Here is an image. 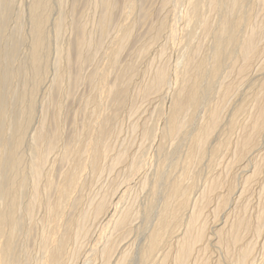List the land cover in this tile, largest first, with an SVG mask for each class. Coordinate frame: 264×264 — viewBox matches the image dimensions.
Segmentation results:
<instances>
[{
  "label": "rangeland",
  "instance_id": "1",
  "mask_svg": "<svg viewBox=\"0 0 264 264\" xmlns=\"http://www.w3.org/2000/svg\"><path fill=\"white\" fill-rule=\"evenodd\" d=\"M71 1L73 0H64V2L63 0H58V1L50 0V3H49L50 6L48 7V9L50 10V11L48 10V17H49L48 21L50 23L47 22L45 26V33L47 35V45H48L47 54L45 55V65H46L45 69H48V70L46 71L44 70L41 81L37 85V88L34 92L35 110H34L32 120L27 126V130H26L27 134L23 142L24 145L22 144V147L20 149V152L23 157V166H24L22 173L24 177L26 178L27 185H26V188L24 189L25 194H23L26 196L22 195L20 206H19V209H20L19 212L21 214L23 228L22 230L18 231V234L16 235L17 239L15 241L16 250H18L17 253H19L18 254L19 257L20 258L22 257V259L27 258L28 264H37L39 260L41 259V255H42V244H41L40 237L42 236L41 234L43 233V231H50V230L52 231V227L54 226L55 223L60 229L63 228L65 221L69 217L70 218L78 217V215H80L83 211L86 212L90 210L92 203H94L97 199L99 200V198H101L100 196L107 194V197H106L107 203H106L105 212L100 213L98 217L94 216L91 213L89 214V216L85 220V227L79 234L77 243L76 242L72 243L71 241L70 244L68 245L67 247L68 256L66 257L64 264H113V263L118 264V261H121L122 257L124 259L122 264H175V260L177 257L176 250H178V247H179L178 244L181 241L180 238L182 239V237L184 236V232L187 229L186 226H187V221L189 219V214L195 210L196 211L199 210L198 212L200 215L199 220L197 222V226L198 227L205 226V227H203V232H202V237H201L200 242L198 241L194 245V249L191 251V254L189 255L185 264L186 263L188 264H231V262H233L232 264H234V260L236 259L235 255L236 256L238 255L239 245L241 247L242 245L243 247L246 245L251 246L250 248H251L252 254H250V259H249L250 262H252L253 264H264V232H263L264 231V225H263L264 221H261L259 223V220H257L259 217L258 215L259 210L261 211L264 210L263 208V205H264V181H263L264 179V171H263L264 170V131L260 135L257 134L254 136L255 140L253 139V143L251 144L250 148L246 147L245 150H243L245 155L243 154V151H241L240 146H239V143L245 136V133H247V131L249 132L250 130L249 125H250V121L252 120L251 114L253 110L251 107H249L251 108L249 109L247 105H250V100H252L253 94L250 96L248 95V93L249 92L253 93L255 90H257L259 88V84L264 80V0L262 1L261 0L260 1L259 0L257 1L248 0L247 2L244 3L245 7L248 6V4H249V7L252 6L251 7L252 8L251 19L253 23H255L256 25L258 24L257 25L258 32L255 37V42L257 44L258 51L255 54L256 56H254L253 59L250 61L247 71L243 73V75L242 74L239 75L238 67L242 63L241 62L242 60L240 58H236V60H234L233 62L228 56L224 59L223 66L220 70L221 72L219 73V76L217 77L216 82L214 83L210 94L207 95L203 99V101L200 103L201 106L199 105L198 108L194 112L186 113L185 115L187 119L186 131H185L186 133L184 132L185 133L183 134L184 136L182 135L184 138L181 137L179 138V140L175 142L167 141L164 145L165 152L164 151L162 152L163 156L161 155L162 153L160 155H156L157 145L159 143L160 137L158 135H155L154 137L153 136L145 137L143 136L144 135L143 133H144L145 128L153 127L152 129H154V127H156L157 125L160 128L165 122L166 117H167L165 104L168 101L167 91L169 87L168 85L165 86L164 84L165 87L163 86L162 90L157 92L158 94L151 93L146 98L140 96L141 94L140 89L142 88L144 84L148 83L151 80L150 78H152L151 76H153V72L158 67H165V68L167 67L166 72L168 74V79H170L172 76L171 74H174L177 70L178 72L182 71L185 65V57H182V56L186 53L187 50L191 51L192 48H195L197 45L202 44L198 57L206 56L209 53L210 48L213 44L212 35L211 34L205 35L202 31V28L200 27H197L196 29L192 30V35L193 36L195 35L194 37L190 35V30H191L190 26L183 27L185 26V21L183 17L180 16L181 10H182L181 9L182 4L179 5L180 3H178L179 6L177 4L175 5L174 0H166V1L163 0L162 1L163 3L161 2V0H151L149 4L150 5L149 6V10H150L149 16L146 19H142L141 17V20L139 18L141 15L139 14H140V9H142V5H140V3L142 2L140 0H135L136 3L138 2L137 7H136L137 10L136 8L135 9L127 8L129 9L128 10L129 12H128L126 11L127 9L124 8L123 6H120L121 9L118 7L119 10H116L115 12L116 18L108 27L109 29L108 37L104 38L105 42L104 40H102L98 44V46H100L101 49L98 46H96L95 48L93 47L94 51L92 52L93 53L92 58L86 62V64L81 70V74H80L81 80L78 82V84L72 86L70 85L71 83L70 72H72V67L68 65L64 57L58 58V55H57L58 54L57 50H62V52L67 51V49L71 45L70 41L73 42L74 40L73 38H75L76 36V31H74V28H72L74 19L70 11L72 7ZM96 1L97 0H95L94 2L93 0H86L84 5L81 7L82 8L81 15L77 19L81 25H84L83 26L84 33L87 34V36L89 34V36H91L95 41H97L98 39V32H97L98 30L97 28L99 24L98 16H101V12L98 13V11H100L99 4L98 6L94 4L96 3ZM32 2L33 0H12V3H11L12 13H11V18L8 24L7 31L11 35L17 34L16 27L19 23L20 24V28L18 29L19 35L23 39L22 45L20 46L19 52L14 62V65L16 67L17 66L21 67V64L28 65L29 63L28 55H30L29 45H30V40H31V33L29 32L31 28L29 11H30V6ZM55 2H57L60 5L58 6L57 3L55 4ZM98 3H99V0H98ZM138 7L140 8L139 13H138ZM205 13H207V15ZM61 14L64 17V21L62 25L63 30L61 29V32L58 38L56 39V37L54 36L55 35L54 34L55 32L54 23H56L58 17ZM202 14L203 16L205 14V17H207L209 24L212 27H215L218 24L220 16L222 15V10L219 7H217L213 11L212 9L210 11L208 8L204 7ZM254 17H255V20H254ZM174 20L177 22L176 24L177 26L179 24L181 25L178 27H181V28L183 27L182 28L183 31H181V33L179 34L180 36L178 37L180 38V40H183V42L182 41L180 42V40L177 39L176 42L174 41L173 43L172 41L173 38L171 39L172 35H171L170 30H171V26L175 25ZM158 24L159 26H157ZM9 27H10V30H9ZM247 29L248 28L243 26L240 31L241 32L240 36L242 34H245L248 31ZM125 31L129 32V37L127 39L126 46L121 51L122 53H120V56H118L117 63L114 66L110 65L109 59L106 58V53H108L107 51L113 48V46H116L117 41H118L117 38ZM27 32L29 33L30 37ZM111 35L112 37H110ZM183 36L184 38H182ZM113 38L115 39V41ZM106 39L109 41H106ZM210 40H212V42ZM142 44L144 45L147 44L149 46L146 45L147 51L143 55L139 54L140 55L139 56L138 52H139L140 47L143 46ZM190 46L191 48H189ZM5 47L6 48L8 47L7 43H5L4 49H6ZM65 48L66 50H64ZM182 48L185 52L182 50ZM2 49H3V46H2ZM237 50L238 49L236 48L234 55H237ZM17 58L20 61H18ZM128 60H129V63L134 64V70L132 72V77L128 84V88H127V99L125 101L126 103H124L123 107L120 108V110L118 111L117 118L115 119L112 125V131L110 134V143L112 145V149H111L112 151L110 150L109 156L107 158H105L104 160L103 159L101 160L102 167L100 171L101 170L102 171L101 172L99 171L98 174H95L90 170V168H87L85 164V169L82 171V174L79 178L76 188L72 192L73 194L71 193L70 198L65 202L64 211H63V215L61 216V218L60 216L56 219L52 218L50 214L48 213L49 212L48 206L42 200H40V202L38 201V203L35 204L32 213L28 215L27 213H25L26 211L25 208L27 206L26 203H28L29 201L28 197H30L29 195L32 193L31 191L33 190L32 185H31L30 173H28L30 172L28 165H29V162L31 161V156H32L30 146L32 145L31 139L34 133H37L39 128H41L42 126L50 130L56 125V123H57L56 126H58L59 128V133H61L60 134L61 138L59 139L56 147L50 153H48L46 160L44 162L43 168H42L43 169L42 178L39 182L38 189H39V197L41 196L40 198H43L45 196L44 183H46V180L48 178L49 179L51 178V180H53L54 183H56V187H58L59 185L58 188H60L61 186L60 183H62L60 181H63L62 178L65 176V174L70 172V170H72L71 166L76 162V158L78 157L77 153L80 152V150L82 152V149L85 147L84 142L90 138L89 137L90 133L94 134L95 130H93L92 127L93 126L95 127L96 125H93V124H96V123L95 122L93 123L92 122L93 120L91 119L93 110L95 111V113L98 112V120H99V117L103 113L107 112L106 109L109 107L108 100L106 99V94L97 92L96 82L94 85L93 82L92 83L89 82L87 80L88 78L86 79L85 77H87L88 76L87 74H89L91 71L95 70L96 68H100L101 70L104 71L103 74H105V79H107L108 81L109 80L111 81L117 75L121 67L120 65H124L128 63ZM169 74L171 76H169ZM58 76L60 79L58 82V88L56 89V78ZM16 79L17 80L14 82L13 87L14 88L16 87L17 89L21 87V83H22L21 81L23 79L29 80L30 78L29 77L23 78V76H18ZM84 81L85 82L87 81L86 84ZM225 85H228V86L231 85V86L229 87L230 91H229L228 96L222 102V105H221L222 109L220 108L221 109L220 119L222 120H220L219 128L214 133L211 141L209 142V147L214 145V143L216 144L217 142L218 143L223 142V146L221 148L222 150H220L219 156H217V158L214 160V164L209 162L210 160L208 159L209 157L206 156L207 154L204 157H201L199 159L195 158L194 161L196 163L194 161L192 162L190 161L189 164H184L186 163V155H187V152L190 146L189 138L191 137V134L193 133L192 130H195L196 127H198L200 123H202V121L206 119L205 117L207 116L206 111H208V108L211 107V105H214L217 102L219 94L223 90L222 87H224ZM226 99L228 102L226 101ZM96 102H98V106H95ZM245 102L246 103L248 102V103L246 104ZM242 104H245L244 115H242L243 112L242 113L240 112L234 116L233 114L234 111H236V109ZM45 112L47 115L45 114ZM194 114H195V117H194ZM245 116H247L248 119H245ZM232 118L235 119L234 124H230V121ZM74 135L78 139L74 141L73 150H72L73 153L71 154L70 157L75 159V162L71 158H69L68 161L66 160L64 161V159L62 158V150L64 149L65 142L67 140H71V138H73ZM256 137L258 138L256 139ZM152 138H155L156 140ZM30 142H31V145L29 144ZM80 142L82 143V145ZM149 143H151V145H149ZM152 143L154 146L152 145ZM252 145H254V147ZM237 147H239V149ZM121 149L124 150V152L126 151L125 160L118 163L112 170H110L108 167L109 162L107 161H110L109 158L111 159V157L113 156V153L115 154L116 152H119ZM74 150H76L77 153H75ZM246 151L247 153H245ZM74 154H76V157L74 156ZM138 154L139 156L141 155L140 156L141 160H140V163H138V165H139V168L141 167L142 168L139 170L140 175L137 178L132 179V178H129L130 175H129V172H127L128 170L127 166H129L128 162H130L132 158L136 157V155L138 156ZM144 158L146 159V161H148L145 163V165L143 162L145 161ZM147 158H149L150 160ZM160 162H162L163 164H161ZM160 164L162 165L164 169L163 171L165 172H164V175L162 173V176L160 178V179L162 178L163 179L159 180L158 185L160 186H158L159 191L156 192L157 196L155 194L154 197H152L151 189H150L151 183L153 179L156 177L155 171L156 169H158ZM256 168H258L259 171L256 174H253V171ZM181 170H186V173L187 174L189 173L187 178L185 179V182L191 181L190 177L192 176L193 177L195 176V179H196L194 180L195 184H194V188L192 189L193 191L191 190L190 195H189L190 199L188 198L189 205L187 204L186 210H184L181 213V218H183L184 216L183 220L181 219L179 223L181 226L179 227V224H178L174 226L170 231H168V233L165 234L164 241L162 243L163 247L161 245L160 248L156 250V252L154 253L155 255L149 258L148 261L147 260L141 261L140 260L141 254H138V253L141 252L142 247L145 244L146 238L148 236V233L151 231V229L154 227L157 221L156 219L158 218L159 214H156V213L160 212V207H161L160 202L162 201L165 195L164 194L166 191L165 186L167 185L169 181L168 177L170 176V172L173 171L174 172L173 176H175L176 174H179ZM249 174H251L252 176ZM96 175L97 176L99 175V176L96 177ZM150 178H153V179H150ZM212 178L215 179L213 180L214 182L217 181L216 186H219V187L215 186L213 193L212 192H211L212 194L209 193L208 197H206V199L209 198L206 201L205 196L202 197V191H203L202 188H204L207 184H210L212 182L211 181ZM246 178H248V181L245 183ZM144 180H146V183L147 181L149 183H147L146 185H143L144 186L143 188L142 184ZM119 184L120 186H124V194H123L124 196L120 200H118L117 197L114 196L113 194L114 189ZM167 187L168 186H166V188ZM199 196L203 198V199L200 198L202 202L199 199ZM155 197L156 198L158 197L157 200ZM77 198H78V203L76 202ZM158 199H160V201ZM153 200H155L154 203L152 202ZM203 201H205V204H203L204 203ZM150 202L152 203L151 207H150ZM154 204H157L156 206L158 205L159 206L156 207ZM203 206H205V208ZM243 206L244 208L241 209V207ZM125 207L126 208L128 207L130 211L129 212L130 220H128L126 227L124 225L121 228H114L113 221L117 217L116 215H118L119 210L120 212L125 210ZM153 209L155 210L153 211ZM142 210L144 213L142 212ZM261 211L259 212V214L261 213ZM131 213L133 214L131 215ZM147 213L148 214L150 213L149 216ZM92 216H94V218ZM150 216L151 218L152 217L154 218L151 219ZM244 217L246 218L248 225L243 226L244 228L241 227V230H239V233L241 232L240 234L243 236L244 239L241 236V239L238 242L231 244L233 245L232 247L234 248H232L230 245L229 246L226 245L225 247V244L229 238L226 236L228 235L230 236L231 227L234 224H236L241 218H244ZM104 219L108 220L107 223ZM148 219L150 220V223H148L149 221ZM145 220H148L147 221L148 224L146 223ZM112 226H113V229H112ZM258 227H260L259 228L260 230L258 229ZM224 229L225 231L226 230L227 231L229 230V231L225 232ZM251 229L254 231H252ZM25 230L27 231L28 235L31 233L32 234L28 236ZM250 231L252 234L250 233ZM253 232H255L254 233L255 236ZM256 232L259 234L257 235ZM49 233H52V232H49ZM219 234H220V237H219ZM223 235L226 238H223ZM25 237L27 238L29 237V239ZM111 239H112V242L115 244L113 248L114 250L112 251L113 254L111 253L112 255L109 257L108 261H104L102 255H100L101 250L107 244V240L111 241ZM244 240H245V243L247 244L243 243ZM216 241L217 243H215ZM220 245L221 246L223 245L224 248L221 247ZM75 249L77 250L75 251L76 257L73 255V252ZM231 249L233 250V252Z\"/></svg>",
  "mask_w": 264,
  "mask_h": 264
},
{
  "label": "bare ground",
  "instance_id": "2",
  "mask_svg": "<svg viewBox=\"0 0 264 264\" xmlns=\"http://www.w3.org/2000/svg\"><path fill=\"white\" fill-rule=\"evenodd\" d=\"M85 1L86 0H73V1H71L72 7H71L70 11H71L73 19H74L73 27L72 26L71 27L74 28V31H76V36H75V38H73L74 39L73 42L70 41L71 45L67 49V51H64V50H66V48L63 50L64 52H62V50H57L58 58L64 57L66 59L68 65L70 67H72V72H70V77H71L70 85H72V86L78 84V82L81 80L80 79L81 70L84 67V65L86 64V62L92 58V55H93L92 52L94 51L93 47L95 48L96 46H98V44L102 40H104V42H105L104 38L108 37V32H109L108 27L116 18L115 12H116V10H119L118 7L120 8V6H123L126 9L127 8L135 9L137 7V3H138V2L136 3L135 0H99V3H98V0H97L96 3H94V4H96L97 6L99 4L100 9L99 8L98 9L100 11H98V13L101 12V16H98V18H99V24H98V28H97L98 29L97 30L98 39H97V41H95L91 36H89V34L87 36V34L84 33V31H83L84 25H81L77 20L78 17L81 15V12H82L81 7L84 5ZM94 1L95 0H93V2ZM140 1L142 2V3H140V5H142V9H140L138 7V13H139V9H140L139 15H141V16L139 18L141 20V17H142V19H146L149 16V13H150V10H149L150 5L149 4H150L151 0H140ZM162 1L163 0H161V2ZM164 1H166V0H164ZM247 1L248 0H174L175 5L176 4L178 5V3H180L179 5L182 4V8H181L182 10H181L180 16L183 17V19L185 21V26H183V27L190 26V28H191L190 35H192L193 29L200 27V28H202V31L205 35H207V34L212 35L213 44H212L211 48L209 47L210 48L209 53L204 57H198V54L200 52L201 45H202L200 43H199L200 45H197V46L195 45L196 47L192 48L191 51L187 50L186 53L182 56V57H185V65L183 67V70H182V68H181L182 71L178 72V70H177L174 74H171L172 76L169 74V76H171L170 79H168V74L166 72L167 67L166 68L165 67L156 68V70L153 72V76H151L152 78H150L151 80L148 83L144 84L142 86V88L140 89V93H141L140 96L146 98L151 93H157V92L161 91L164 84H165V86L168 85V87H169V89L167 88L168 89V91H167L168 92L167 93L168 94L167 95L168 101L167 102L165 101L166 102L165 109L167 112V117H166L165 122L163 123V125L160 128L158 127V125L156 127H154V129H152L153 127L152 128L147 127V128H145L144 133H143L144 134L143 136H145V137H152V136L154 137L155 135H158L160 137V138L157 137V138H159V143L157 145V150H156L157 154L155 153L156 155H160L164 151V147H165L164 145L167 141H172V142L174 141L175 142V141L179 140V138L184 136L183 134L186 133L185 131H186V124H187V119L185 117L186 113L187 112L188 113L194 112L198 108L200 103L203 101V99L207 95L210 94V92L212 91L213 85L216 82V79L219 76V73L221 72L220 70L223 66V61L227 56L232 60V62L234 60H236V58H240L242 60L241 61L242 63L238 67L239 68L238 69L239 75L240 74L243 75V73H245L247 71L249 64H250V61L253 59L254 56H256L255 54L258 51V47H257V44L255 42V37H256L257 32H258V26H257L258 24L256 25L255 23L252 22V19H251V17H252V14H251L252 8L251 7L252 6L249 7V4L246 7L244 6L245 5L244 3ZM63 2H64V0H63ZM11 3H12V0H0V264H28L27 258L22 259V257L21 258L19 257V255H18L19 253H17L18 250H16V244H15V241L17 239L16 235L18 234V231L22 230V228H23L22 218H21V214L19 212V210H20L19 206H20V202H21V197L23 194H25L24 189L26 188V185H27L26 184V178L24 177V175L22 173L24 166H23V157H22V154L20 152V149L22 147V144L24 145L23 142H24L25 136L27 134L26 133L27 126L31 122L33 114H34V110H35L34 92L37 88V85L41 81L42 74H43L44 70L45 71L48 70V69H45V66H46L45 65V55L47 54V50H48L47 35L45 33V26H46L47 22H49L48 21V18H49L48 17V10H49L48 7L50 6L49 5L50 0H33L32 4L30 6V11H29L30 15L29 16H30V24H31L30 27L31 28H30L29 32L31 33V40H30V45H29L30 55H28L29 56L28 57L29 63H28V65H24V64L22 65L21 64V67L20 66L16 67L14 65V62L16 60L20 46L22 45V42H23V39L19 35V30H18L20 28V24L18 23V25L16 27L17 28L16 29L17 34L11 35L7 31L8 30V24H9V21L11 18V13H12ZM56 3L57 2H55V4ZM59 5L60 4H58V6ZM204 7L208 8L210 11H211V9L213 11L217 7H219L222 10V15L220 16L218 24L215 27H212L209 24L207 17H205V14L207 15V13H205L203 16L202 11H203ZM126 9H124V10H126ZM128 10L129 9H127L126 11H128ZM136 10H137V8H136ZM172 13H173V11H172ZM175 13H177V12H175ZM217 19H218V17H217ZM254 20H255V17H254ZM63 21H64V17L61 14L58 17L56 23H54L55 24V32H54L55 35L54 36L56 37V39L58 38V36L61 32ZM119 24H120V22H119ZM176 24H177L176 21H175V25L171 26V24H170V26H171L170 31H171V35H172L171 39L173 38L172 39L173 43H174V41L176 42L177 39L180 40V38H178V37L180 36L179 34L181 33V31H183L182 30L183 27L182 28L178 27L181 25L179 24L177 26ZM157 26H159V24ZM243 26L248 28L247 29L248 31L245 34H242L240 36V33H241L240 31H241ZM162 29H164V28H162ZM9 30H10V27H9ZM115 30H116V28H115ZM148 30H149V28H148ZM156 30H158V29H156ZM95 31H96V29H95ZM161 31H163V30H161ZM73 34H74V32H73ZM28 35H29V33H28ZM28 35H26V36H28ZM29 37H30V35H29ZM110 37H112V35ZM128 37H129V32L125 31L117 38L118 41H117L116 46H113V48H111V46H110L111 49L109 51H107L108 53H106V58L109 59L110 65L114 66L117 63L118 56H120V53H122L121 51L125 48ZM139 38H140V36H139ZM182 38H184V36ZM106 41H109V40L106 39ZM114 41H115V39H114ZM181 41L183 42V40H180V42ZM210 41L212 42V40H210ZM3 43H4V45H5V43H7L8 47L7 48L5 47L6 49H4ZM142 45L143 46L140 47L138 55L139 54L140 55L145 54V52L147 51V46H149L147 44H145V45L142 44ZM2 46H3V49H2ZM59 46H60V44H59ZM98 47H100V46H98ZM189 48H191V46ZM236 48L238 49L237 55H234ZM100 49H101V47H100ZM182 50H183V48H182ZM46 57H48V56H46ZM28 58H27V60H28ZM93 58H94V56H93ZM17 60H18V58H17ZM18 61H20V60H18ZM21 62H22V60H21ZM118 64H119V62H118ZM120 66L121 67H120L117 75L111 81L110 80L108 81L107 79H105V74H103L104 71L101 70L100 68H96L95 70H93L89 74H87L88 75L87 77H85L86 79L88 78L87 80L89 82H91V83L93 82L94 85L96 82L97 92L106 94V99L108 100V103H109L108 106L109 107L106 109L107 112L103 113L99 117V120H98V112L95 113V111L93 110L91 119L93 120L92 121L93 123L94 122L96 123V124H93V125H96L95 126L96 128L94 126L92 127L93 130H95L94 134L90 133V136H89L90 138L87 139V141H85L86 143L84 142L85 145L83 144L85 147L83 148V146H82V148H83L82 152H81V150H80V152H78L80 154H78L76 152L77 147L75 148L76 150H74V151H75V153H77V156H78L76 158V162H75V159L71 158L70 156L73 153L72 150H73L74 141H76L78 138L74 135L75 138L73 136V138H71V140H67V141L65 140L66 142L64 145V149L62 150V158L64 159V161L65 160L68 161L69 158L73 159L75 162V163L74 162L73 163L75 165L73 164L74 167H73V165L71 166L72 170H70V172L66 173L65 176L63 174L64 177L62 178L63 181H60V182H62V183H60L61 184L60 188H58L59 185H58V187H56V183H54V181L51 180V178L50 179L46 178L47 179L46 183H44L45 196L43 198H40L41 196L39 197V189H38L39 188V182L42 178V171H43L42 168H43V165H44V162L46 160L48 153H50L56 147L59 139L61 138L60 137L61 133H59L58 126H56L57 123L50 130L45 128L44 126H42L41 128H39L37 133H34L32 139H31L32 145H31V142L29 143L31 145L30 147H31V155L32 156H31V161L29 162V165H28L29 169H30V172H28V173H30L31 185H32L33 190L31 191L32 193L29 195L30 197H28L29 198L28 203H26L27 206L25 208L26 209L25 213H27L28 215L32 213L35 204H37L38 201L40 202V200H42L48 206V211H49L48 213L50 214V216L52 218L56 219L59 216L61 218V216L63 215L65 202L70 198L71 193L76 188V185L79 181V178L82 174V171L85 169V164H86V167L90 168V170L95 174H98V172L100 171V169L102 167L101 166L102 165L101 160L102 159L104 160L105 158H107L109 156L110 150L112 149V145L110 143V134L112 131V125H113V122L115 121V119L117 118L118 111L120 110V108L123 107L124 103H126L125 101L127 99V88H128V84H129L131 77H132V72L134 70V64L129 63V60H128V63H126L124 65H120ZM98 67H99V65H98ZM18 76H23V78L29 77L30 79L27 80L28 79L27 78V79H23L22 81L19 80L22 82L21 87L19 86L20 88L16 89V87L14 88L13 86H14V82L17 80L16 78ZM107 78H108V76H107ZM59 79L60 78L58 76L56 78V89L58 88ZM98 79H99V81H98ZM19 81H18V83H19ZM86 82H85V84H86ZM166 83H168V84H166ZM230 86L225 85L224 87H222L223 90H222V92H220L219 97L217 96L218 97L217 102L214 105H211V107L208 108V111H206L207 112V116H205L206 119L204 121H202V123H200L199 126L197 125L198 127H196L195 130H192L193 133L191 134V137L189 138L190 146H189V150H188L187 155H186V163H184V164H189L190 161L191 162L194 161L195 158L199 159L201 157H204L206 154H207L206 156L209 157L208 158L210 160L209 162L214 164V160L217 158V156H219V152H220V150H222L221 148L223 146V142H221V143L217 142L216 144L214 143V145H212L210 147H209V142L211 141L214 133L219 128L220 120H222V119H220V110L222 109L221 105H222V102L225 100V98L229 94V91H230L229 87ZM246 86H247V84H246ZM217 88H218V86H217ZM57 92H59V91H57ZM249 93H248V95H250V96L253 94L252 100H250V105H247L248 108L251 107L253 110L252 114H251L252 120L250 121L249 132L247 131V133H245V136L243 137V139L240 137L242 139L239 143L241 151L245 150L246 147L250 148L251 144L253 143L254 136L257 134L260 135L264 131V80L259 84V88L257 90H255L253 93L252 92H249ZM52 95H54V94H52ZM102 97H104V96H102ZM244 99H245V97H244ZM226 101H227V99H226ZM239 104H237V105H239ZM95 106H98V102H96ZM224 107H225V105H224ZM251 108H249V109H251ZM206 110H207V108H206ZM244 110H245V104H242L236 109V111H234L233 114L235 116L237 113L243 112L242 115H244ZM245 113H247V112H245ZM248 113H249V111H248ZM45 114H46V112H45ZM247 116H245V119H248ZM194 117H195V114H194ZM44 118H42V119H44ZM234 123H235V119L232 118L230 121V124H234ZM45 126H47V125H45ZM159 126H160V124H159ZM231 127H232V125H231ZM239 133H241V132H239ZM258 137H256V139ZM80 138H79V140H80ZM152 139H155V138H152ZM153 143H154V141H153ZM153 143H152V145H153ZM81 145H82V143H81ZM149 145H151V143H149ZM252 146L254 147V145H252ZM237 148L239 149V147H237ZM80 149H81V147H80ZM125 152H124V150L121 149L119 152H116L115 154L113 153V156L111 157V159L109 158L110 161H107V162H109V164L108 163L107 164H108V167L110 170H112L118 163L125 160V156H126ZM245 153H247V151ZM243 154H244V151H243ZM161 155L163 156V153ZM178 155H179V153H178ZM74 156L76 157V154H74ZM140 156L138 154V156L136 155V157L132 158L131 161L128 162L129 166H127V167H128L129 171L127 170V172H129V175H130V176L128 175L129 178L134 179L140 175L139 170L142 168V167L139 168V165H138V163H140V160H141ZM164 156H165V154H164ZM165 158H167V157H165ZM147 159H149V158H147ZM200 160H199V162H200ZM143 162L145 165V163L148 161H146V159H145V161H143ZM160 163L163 164L162 162H160ZM161 164L158 167V169H156V171H155L156 177L154 179L150 178V179H153V181L151 183V188H150L152 197H154L156 192L159 191L158 190V186H160V185H158L159 180L163 179V178L162 179H160V178L162 176V173L164 175V172H165V171H163L164 169H163ZM174 165H173V167H174ZM165 166H166V164H165ZM209 166H210V164H209ZM183 168H184V166H183ZM187 171H188V169H187ZM258 171H259L258 168H256L253 171V174H256ZM172 172L173 171L170 172V176L168 177L169 181L166 185L168 187L166 188V186H165V190H166L164 193L165 195H164L162 201L160 202V206H161L160 212L156 213V214H159L158 218L156 219L157 221H156L154 227L148 233V236L146 238L145 244L142 247L141 252L138 253V254H141V257H140L141 261H145V260L148 261L149 258H151L153 255H155L154 253L156 252V250H158L160 248V246L162 245V243L164 241L165 234H167L168 231H170L174 226L178 225L180 223V220L181 219L183 220V218H184V216H183V218H181V213L184 210H186V206L188 204V198H189L191 190L194 188V184H195L194 180H196V179H195V176L194 177L189 176L191 181L185 182V179L187 178V176L189 174V173L188 174L186 173V170H181V172L179 174H176L175 176H173L174 172L173 173ZM249 175H251V174H249ZM98 176L96 175V177H98ZM144 179H145V177H144ZM166 179H165V181H166ZM60 180H61V178H60ZM213 180H215V179L212 178V180H211L212 182L210 184H207L204 188H202L203 189L202 197L205 196L206 201H207V199H209V198L206 199V197H208V194L211 192L213 193V190H214L215 186L217 185V181L214 182ZM247 181H248V178L245 179V183ZM263 181H264V179H263ZM147 183H149V182L147 181ZM147 183H146V180H144L142 186L146 185ZM160 183H161V181H160ZM216 187H219V186H216ZM143 188H144V186H143ZM112 189H114V188H112ZM230 189H231V187H230ZM113 192H114L113 193L114 196H116L117 199L120 200L124 196L123 195L124 194V186H120V184H119L118 186H116V188L114 189ZM160 192H162V191H160ZM102 195H103V193H102ZM23 196H26V195H23ZM156 196H157V194H156ZM100 197L101 198H99V200L97 199L94 203H92L90 210H88L86 212L83 211L84 213L82 212L80 215H78V217H71V218L69 217L65 221L63 228L60 229L55 223L54 226L52 227V231L51 230L50 231H43L42 234L40 233L42 235L40 237L41 238V244H42V255H41V259L39 260V262L37 264H64L65 259L68 256L67 255L68 254L67 247L71 241H72V243L73 242L77 243L78 238H79V234L84 229L85 220L87 219L89 214L91 213L94 216L98 217L100 215V213L105 212L106 203H107L106 202L107 194H104L103 196H100ZM157 198H156V200H157ZM200 198H201V196H199V199ZM72 199H74V198H72ZM201 199H203V198H201ZM158 200L160 201V199H158ZM154 201L155 200H153L152 202L154 203ZM226 201H228V200H226ZM76 202L78 203V198H77ZM201 202H202V200H201ZM203 202H204L203 204H205V201H203ZM157 204H154V205L156 206ZM151 205H152V203L150 202V207H151ZM147 206H148V204H147ZM158 206H156V207H158ZM205 206H203V207L205 208ZM243 208H244V206L241 207V209H243ZM263 208H264V205H263ZM147 209H148V207H147ZM234 209H235V207H234ZM143 210H142V212H143ZM154 210L155 209H153V211ZM198 211L199 210L192 211L189 214L188 221L186 220L187 221V226H186L187 229L185 228L186 230L184 232V236L182 237V239L179 237L181 241L178 244L179 245L178 250H176L177 251V257L175 260V264H185L189 255L191 254V251L194 249V245L198 241L200 242V240H201L203 227H205V226H201V227L197 226V222H198L199 216H200ZM260 211L261 210H259V212ZM129 212L130 211H129L128 207L127 208L125 207V210H123L121 212L119 210V213L116 212V213H118V215H116L117 217L115 218V220L113 219L114 220L113 221L114 222V228H121L124 225L126 227L128 220H130L129 219V217H130ZM132 212H134V211H132ZM149 212H151V211H149ZM256 212H258V211H256ZM259 212H258L259 217L257 220H259V223H260L261 221H264V210L261 211L260 214H259ZM242 213H244V212H242ZM132 214L133 213H131V215ZM149 214H148V216H149ZM135 215H136V213H135ZM94 216H92V217L94 218ZM234 217H236V216H234ZM150 218H151V216H150ZM152 218H154V217H152ZM244 218H241L237 223L235 222L236 224H234L231 227L230 236L229 235L226 236V237H229L228 241L225 239L227 241L226 244L224 243L225 247H226V245L227 246L230 245L232 247L233 245H231V244H234L241 239L242 235L240 234L241 232L239 233V230H241V227L248 225L246 218L245 219ZM231 219H232V217H231ZM254 219H253V221H254ZM148 220H145L146 223ZM105 221L107 223L108 220H105ZM148 223H150V220L148 221ZM47 225H48V223H47ZM112 225H113V223H112ZM105 226H107V225H105ZM180 226L181 225L179 224V227ZM227 226H229V225H227ZM260 227H258V229ZM112 229H113V226H112ZM224 231H225V229H224ZM228 231L226 230L225 232H228ZM252 231H254V230H252ZM49 232H52V233H49ZM258 232H260V231H258ZM250 233H251V231H250ZM254 233L255 232H253V234ZM26 234H27V231H26ZM31 234H29V235H31ZM217 234H218V232H217ZM258 234L259 233H257V235ZM254 236H255V234H254ZM219 237H220V234H219ZM226 237H224V235H223V238H226ZM25 238H27V237H25ZM242 238H243V236H242ZM27 239H29V237ZM247 241H248V239H247ZM249 241H250V239H249ZM215 243H217V241ZM218 243H220V242H218ZM243 243H245V240ZM245 244H247V243H245ZM114 245L115 244L112 242V239H111V241L107 240V244L102 248L101 254H100V255H102L104 261H108L109 257L113 254L112 251L114 250L113 249ZM223 245L222 246L220 245V246L223 247ZM76 246H78V245H76ZM162 247H163V245H162ZM250 247L251 246H248V245H246L244 247H243V245H242V247L239 245L238 255L237 256L235 255L236 259L234 260V264H253L252 262L249 261L250 254H252ZM232 248H234V247H232ZM75 251H77V250L76 249L74 250L73 255L76 257ZM90 251H88V252H90ZM232 252H233V250H232ZM223 253H225V252H223ZM226 254H228V253H226ZM123 256H124V254H123ZM131 256H133V255H131ZM125 258H126V256H125ZM123 260L124 259L122 257V260L118 261V264H122ZM232 263L233 262H231V264ZM186 264H188V263H186Z\"/></svg>",
  "mask_w": 264,
  "mask_h": 264
}]
</instances>
